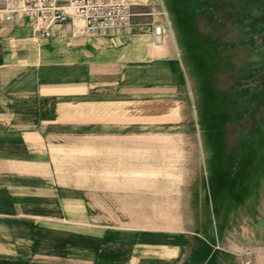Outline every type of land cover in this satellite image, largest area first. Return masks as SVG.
<instances>
[{
  "label": "rangeland",
  "instance_id": "1",
  "mask_svg": "<svg viewBox=\"0 0 264 264\" xmlns=\"http://www.w3.org/2000/svg\"><path fill=\"white\" fill-rule=\"evenodd\" d=\"M131 2L133 22L153 27L157 43L166 36L172 42L180 98L171 112L177 115H163L171 102L157 95L155 116L137 117L135 108V129L87 128L82 101L47 99L66 82L61 73L45 75L35 90L43 97L29 98L11 125L0 126V175L19 195L13 200L24 203V212L13 215L36 220L31 195H53L46 220L72 223L59 229L72 232L70 250L61 235L54 254L66 251L74 264H88L85 252L92 264L106 248L124 253L135 244V228L148 227L149 215L157 224L183 215L163 211L165 182L169 199L181 205L188 191L196 192L202 202L196 215L214 231L220 212L238 202L227 191L263 183L264 0ZM149 204L162 209L148 214Z\"/></svg>",
  "mask_w": 264,
  "mask_h": 264
},
{
  "label": "crops",
  "instance_id": "2",
  "mask_svg": "<svg viewBox=\"0 0 264 264\" xmlns=\"http://www.w3.org/2000/svg\"><path fill=\"white\" fill-rule=\"evenodd\" d=\"M173 63L170 38L166 36L164 43H157L156 32L149 24L133 22L127 29L88 36L69 20L56 28L52 37L43 39L29 18L16 24L5 21L0 13V126L11 125L29 98L43 97L35 90L44 82L45 75L60 78L61 73L66 82L63 81L62 88L57 84L47 99L58 101L61 95H66L82 101L87 128H92L94 123L118 132L135 129V108L137 117L155 116L157 95L172 104L169 103L170 111L163 115L175 116L177 112H171L172 106L175 107L173 103L179 100L180 93ZM54 70L55 75L51 73ZM76 96L79 97L75 99ZM2 163L4 160H0ZM262 180L257 189L227 191L226 197L238 202L220 212V224L215 231L196 215L198 208L200 211L202 208L196 192L188 191L185 204L181 205L169 199L172 187L165 182L161 192L165 197L163 211L183 215L158 224L149 215L148 227L135 228V244L124 253L118 248L109 253L106 248L94 261L98 264H264V177ZM8 189L0 175V261L54 264L65 260L74 264L75 256L66 251L62 257L60 252L54 254L61 235L64 248L70 250L72 232L60 233L59 229H70L72 223L66 226L56 219L46 220L44 207L55 204L47 198L53 195L44 197L39 193L40 199L31 195L37 218L34 220L13 215L24 212L21 207L24 203L13 200L19 195ZM161 209L149 204L148 214ZM167 221L172 223L166 224ZM84 259L92 264L91 252H85Z\"/></svg>",
  "mask_w": 264,
  "mask_h": 264
},
{
  "label": "built area",
  "instance_id": "3",
  "mask_svg": "<svg viewBox=\"0 0 264 264\" xmlns=\"http://www.w3.org/2000/svg\"><path fill=\"white\" fill-rule=\"evenodd\" d=\"M0 12L7 22L18 24L29 18L43 39L69 20L88 36L123 30L133 25L131 0H0Z\"/></svg>",
  "mask_w": 264,
  "mask_h": 264
}]
</instances>
